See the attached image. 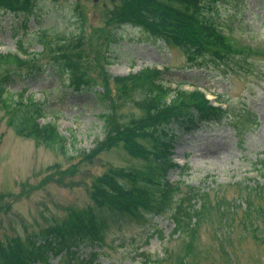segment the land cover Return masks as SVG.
<instances>
[{
    "label": "rangeland",
    "instance_id": "374dc122",
    "mask_svg": "<svg viewBox=\"0 0 264 264\" xmlns=\"http://www.w3.org/2000/svg\"><path fill=\"white\" fill-rule=\"evenodd\" d=\"M27 2L0 9V52L28 60L8 91L18 104L29 95L45 102L40 121L55 122L70 145L63 152L20 135L0 103V242L27 244L71 210L92 205L95 177L108 167H144L121 143L101 147L99 114L106 104L96 90L110 98L113 76L156 66L168 68L166 83L173 87L201 86L211 103H222L225 116L179 134L169 180L182 183L164 215L110 218L105 211L109 227L101 244L55 256L51 264H264V0L211 1L207 12L231 37L233 50L218 58L199 55L194 65L176 43L134 25L117 28L110 15L121 0ZM116 29L120 35L111 40ZM68 53L75 67L63 71L56 63ZM73 68L96 88H75ZM26 71L31 75L24 79ZM116 103L125 119L140 112L128 96ZM181 202L179 226L173 215Z\"/></svg>",
    "mask_w": 264,
    "mask_h": 264
},
{
    "label": "trees",
    "instance_id": "16d2710c",
    "mask_svg": "<svg viewBox=\"0 0 264 264\" xmlns=\"http://www.w3.org/2000/svg\"><path fill=\"white\" fill-rule=\"evenodd\" d=\"M121 1L122 4L110 15L117 28L134 25L146 29L151 36L176 43L193 65L197 63L199 55L218 58L229 55L233 50L231 37L207 12L213 8L211 1L215 0ZM9 3L17 4L18 0H0V9ZM119 35L116 29L110 39ZM82 42L76 43L83 47ZM19 47L24 51V56L29 53L23 45ZM63 56L62 61L56 64L64 71V66L75 64L69 53ZM106 60L111 64L112 60ZM27 62V58L18 52H0V103L11 113L8 123L15 127L17 133L34 139L38 145L44 143L67 152L70 142L56 123L40 121L46 114V103L29 95L26 102L20 100L18 104L8 91V87L20 78L18 73L23 74L18 67ZM36 68L40 69V66L31 70ZM166 70L168 68L145 66L133 73L115 75L111 80L116 91L110 98L102 90H96L97 97L106 104V110L99 114L105 131L101 147L121 143L131 156L146 161L144 167H108L103 174L95 177L90 191L92 205L71 210L67 219L44 228L39 236L28 238L27 244L19 239H12L7 245L0 242V264H51L50 260L59 254L77 253L70 250L73 247L80 250L81 246L93 247L102 243V233L109 227L108 217L103 216L105 211L110 218H139L147 216L146 212L149 215H164L161 212L180 191L182 183L169 180L170 171L175 165L171 155L179 134L197 130L210 121H219L225 115L223 108L212 104L199 87L186 90L182 88L183 82H177L176 88L166 83L171 80ZM70 71L73 75L71 83L79 91L96 88L94 84L77 77L74 68ZM29 73L26 71L22 78L26 79L31 75ZM108 82L105 84L107 88ZM123 96L130 97L139 108L138 115L132 114L125 119L118 114L116 101ZM261 165H264V161ZM177 207L173 219L180 226L182 202Z\"/></svg>",
    "mask_w": 264,
    "mask_h": 264
}]
</instances>
